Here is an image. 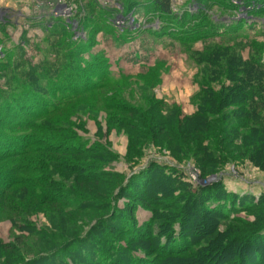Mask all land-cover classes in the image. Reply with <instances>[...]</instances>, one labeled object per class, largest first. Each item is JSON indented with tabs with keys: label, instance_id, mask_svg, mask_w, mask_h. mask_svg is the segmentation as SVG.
<instances>
[{
	"label": "rangeland",
	"instance_id": "obj_1",
	"mask_svg": "<svg viewBox=\"0 0 264 264\" xmlns=\"http://www.w3.org/2000/svg\"><path fill=\"white\" fill-rule=\"evenodd\" d=\"M92 1L98 10H90ZM170 1L177 20H158L156 13L149 10L152 5L147 0H0V64L16 58L26 60L31 67H39L49 62L48 59L55 61L57 49L65 42L67 51L78 49L77 57L71 54L74 58L70 65H75L76 74L82 73L86 80L81 92H73L52 114L37 119L38 124L30 133L50 136L71 150L95 147L100 152L98 172L109 175L91 180L86 179L85 169L66 172L63 165L58 166L60 175L53 178L60 189L54 187L48 194L61 203L69 197L66 190H70L90 204L76 209L74 203L54 204L51 199L42 200L34 195L38 190L26 189V185H15L6 191L0 189V264L17 262L14 256L22 258L23 264H90L91 260L118 264L115 251L108 250L106 244L111 242L115 249L134 251L137 247L132 240L136 236L128 234L126 228L152 222L153 230L154 223L162 220L159 213H168L166 209L151 210L138 201L143 196L142 190L147 189L146 197L154 192L158 199L154 204L173 209L177 203L170 195L177 197L180 192L172 191V183L164 182V176L172 169H180L184 173L181 181L194 184L198 183L201 172L191 158L179 162L172 156V151L179 146L175 130L168 136L159 135L158 131L148 143L142 141L138 146L136 130L142 121L129 119L132 114L128 111L135 114L142 111L150 117L153 113L181 122L193 116L198 106L200 111L206 104L212 106L206 110L216 121L205 127L209 133L203 145L216 148L219 159L214 162L218 167L213 175L205 176L199 183L208 186L215 177L213 182L219 183L220 194L251 196L255 208L232 212L229 221L209 214L202 216L204 208L200 209L195 202L190 209L195 218L188 226L195 228L192 234L195 238L185 255L195 262L197 253L217 237L219 242L223 241V248L216 251L210 264H258L254 258L258 253L255 247L261 244L247 246L246 239L264 224V75L251 83L241 81L250 69L264 65V22L243 34L238 30L229 35L191 38L183 33L186 27L181 24L174 27V21H180L179 15L185 10L195 13L196 0ZM209 1L216 0L204 3ZM219 13L215 8L208 11L214 19L221 17ZM243 15L239 13L236 17ZM55 20L64 33H47L43 29L47 26L50 29ZM220 20L230 22L224 17ZM254 75L258 77L257 73ZM8 77V73L0 70V89L8 88ZM238 92L244 96L240 98ZM45 95H50L48 88ZM37 157L52 156L39 152L28 158ZM53 158L61 160L57 156ZM87 158L80 155L72 159ZM56 161L47 165H56ZM153 163L157 165L151 167ZM4 164L1 162L0 168ZM42 170L39 166L31 174L41 176ZM119 175L123 181L116 178ZM147 175L148 181L143 182ZM153 177L156 180L152 181ZM176 188L181 190L182 186L176 184ZM76 200L75 204L80 203ZM98 202L110 203L111 209L103 215V223L94 218ZM210 202V208L214 209L221 201ZM68 215L72 220L78 217L79 232H84L80 239L69 242L65 252L41 254L51 249L52 242H60L57 238H61ZM175 219L170 220L171 224L163 220L167 223L166 231L177 226ZM111 228H115L114 233L108 232ZM46 235L48 239H40ZM237 240L240 242L236 243ZM141 248L145 253L131 252L132 258L156 260L155 264H159L149 243ZM168 250L169 245L161 252ZM161 264L176 262L166 258Z\"/></svg>",
	"mask_w": 264,
	"mask_h": 264
},
{
	"label": "trees",
	"instance_id": "obj_2",
	"mask_svg": "<svg viewBox=\"0 0 264 264\" xmlns=\"http://www.w3.org/2000/svg\"><path fill=\"white\" fill-rule=\"evenodd\" d=\"M199 1H202L203 4ZM206 1L207 0H196L193 5L196 6L197 11L195 13H190L188 10L183 11L181 15H179L181 16L180 21H174V27L180 26L181 24L182 27H186L185 30L183 28V33L191 38H198L199 36L215 37L218 34L229 35L236 33L238 30L239 32L241 31L240 34H243V31L251 30L258 27L260 22H264V19H260V16L264 15V0H216L213 2L209 1V4L204 3ZM147 2L152 5V8H149V10L156 13L155 15L159 18L158 20H177V17L173 15L170 0H147ZM89 8L91 11L98 10V6L94 1L89 5ZM212 8H215L220 12V18L214 19L208 14V11ZM239 13H243L244 15L237 18L236 16H238ZM223 17L226 18V20H230V22L220 20ZM48 21L50 22V20ZM55 22H57V20L51 23L50 29L47 28L48 26L43 29L47 33L54 31H61L64 33L61 24ZM63 43L60 45L61 48L56 51L57 54L55 61L48 59L49 62H45L39 67H31L26 60L23 61L22 59L16 58L11 62H5L6 64H0V70H4L10 76L8 77V88L0 89L2 90L0 91V126L2 127L0 129V163H5L3 167L0 168V189L6 191L15 185H23L24 187L26 185V189L35 192L38 190L34 195L42 200L48 198V200L51 199L50 201L54 204L65 203L70 205L74 203L76 209L89 207L90 204L86 202L83 197H80L77 193L71 192L70 190H66L69 197L66 198V201L63 200L61 203L60 199L52 200L53 197H50V194H48V191L53 190L54 187L55 189H60L58 186L59 183L55 182V177L60 175V173L57 172V170H59L58 166L60 165V167H62L63 165L66 172H76L77 170L81 171L82 169H85L87 173L86 179L94 180L101 176L109 177V175L104 172H98V166H100L98 164V157L100 152H98L95 147L71 150L64 147V144H58V142L52 140V137L50 136H45L40 133H30V130L35 128V125L38 124L37 119L52 114V112L58 109L64 101L70 99L69 97L74 94L73 92L78 91L76 93H79L83 86H86L83 84L86 82L84 75L82 76V73L76 74L77 71L73 69L75 65H70L73 63L72 55L75 57L78 56V49L76 48L67 51ZM7 65L8 68L5 67ZM257 67V69H250L248 75L246 77L244 76L241 82L244 84L251 83V80L254 81L255 78L262 77V75H264V65ZM255 73L258 74V77L254 75ZM62 77H64V79ZM59 78L61 81L60 83H57L56 80ZM247 86L251 85L247 84ZM47 88L50 94L49 97L45 95V89ZM238 94L240 95V98L244 96L241 92H238ZM207 107L212 108L210 104L209 106L206 104L205 106H201L199 111L198 106V111L193 116L186 117L181 122L176 119L173 121L161 115V117H158L157 115L154 116L153 113L152 117H150L142 111H138V114H135L134 111H128L133 115L130 116L129 114V119L134 121L137 119L138 122L142 121V123L139 124L140 129L136 130L138 146L141 145L140 142L142 141H144L143 144L148 143L150 137L157 134L158 131L159 135L166 134L168 136L171 132L173 133L172 130H175V134L177 133L179 136V146L172 151V156L179 162L185 158H191L195 163V167L201 172L198 177V183L194 184L189 182L183 183L181 181L184 173L180 169H172L170 174L163 175L164 182L172 183V191L180 192L177 197H172V195H170L172 201L177 203L173 209H167L168 205L154 204V202L158 200L157 198L155 199L154 192L149 193L147 196L151 198H148L146 197L147 189L142 190L143 196L138 197V201H141L145 206L150 207L151 210L159 208L160 211H163L166 209L168 213L161 215L159 213L160 211H158L162 220L154 223L155 229L153 230L151 229V226H153L152 222L137 228H133V226L132 228L130 226L126 228L129 231L128 234L136 236L133 237L132 240V243H135L137 247L134 251H130L128 248H122V250H119L118 248L115 249L111 245V242H109L108 245L106 244L105 247L108 248V250L115 251L114 257H117V260L115 261L116 263L155 264L157 262L156 260L154 262L147 259L139 261L138 258H132L133 255L131 252L141 253L143 251L141 246L149 243L153 248L152 251L156 252L155 255H157L159 264H161L166 258L174 260L176 264H210L212 256L217 253L216 251L223 248V241L219 242L220 239L217 237L206 243V246L197 253V259L194 260L195 262L191 261L192 259L189 260L185 255L190 252V248L188 247L193 243L192 239L195 238V236L192 235L194 234L195 228H188L190 221L195 218V215L191 213L190 210L191 207L193 208L194 203L198 202L200 205L199 208H202V210L204 208L203 211L200 210L202 216L204 214H209L215 219L222 217L224 220L229 221L231 220L232 212L239 210L248 211L255 208V205H253L255 203H253L254 200L251 196H226V194H220V189L218 188L219 183L211 182L210 185L205 187L201 186L199 183V181L205 179V176L213 175V170L218 167V164H215L214 162L219 159V152L216 148L203 145L205 140H208L207 137L209 133L205 127L211 126L216 121L214 115H208V110H206ZM150 108L153 109L152 107ZM6 127L9 128L8 131L3 129ZM16 130L24 131L17 132ZM39 152L46 156L51 155L52 157L28 158ZM80 155H87L89 158L79 160L72 159ZM53 156L60 157L61 160L58 159V161H56ZM69 158L72 160H69ZM52 161H56V165H47L48 163L51 164ZM156 165V163H153V165L150 166L153 167ZM39 166H41V170L44 168V171L42 170L43 173L41 176L38 175L35 177L31 172L35 171ZM53 176L55 177L53 178ZM111 176L115 177V175ZM116 178L123 181L121 175ZM147 178H149L148 175L143 182L148 181ZM151 180L154 181L156 179L153 177ZM120 184L122 183L120 182L118 186ZM176 184L182 186L181 190L176 188ZM144 187L145 185L143 184V188ZM215 190H217V192H215ZM59 194H61V191ZM157 196L158 195H156V197ZM182 198L183 201H181V203L180 200ZM76 199H78L80 203L75 204V201H77ZM211 199L221 202L216 204L214 209H212L210 208ZM256 203H259V201L257 200ZM94 209H97L96 216L94 217L95 221L100 220V222H102L103 215L107 210L109 212L111 209L110 203L107 202L102 204L101 202H98L97 208ZM68 216L69 217L64 219L66 221L63 223V231L60 233L61 238H57L60 242L57 244L52 242V244L49 245L51 249L41 254L47 253L48 255L49 252H65L66 248L70 246V244L67 245L69 242L80 239L79 237L84 232H79L81 228L78 225V217H75L74 220H72L71 215ZM174 217L176 218L174 222H176L175 225L177 226L174 228L169 227L170 229L168 228L166 231L165 226L167 223H173L170 222V220ZM153 218L155 220L154 216ZM163 220H166L167 223H164ZM67 224L69 225V228L66 227ZM114 230L115 228H111V230L108 229V232L114 233ZM256 231H258V233ZM176 234L177 236L175 237ZM222 236L223 234L220 235L219 238ZM160 237H162L161 240H159ZM37 238L39 239V233L37 234ZM48 238L49 236L46 235V237L43 236L40 239ZM246 240L248 241L247 246L249 243L252 245L261 244L258 245L259 247H255L258 251V255L254 253V258L257 260H253L257 261L258 264H264V224L259 229L251 232V235H249ZM154 241L157 242L155 243ZM238 241L240 242V240L235 242L239 243ZM155 245L158 250L154 247ZM167 245H169V250L166 253L161 252V250ZM241 248L243 250L244 247L241 246ZM127 251L130 253L127 254ZM143 253L145 252L143 251ZM73 254L75 255V252H73ZM14 258L17 262H8L6 264L24 263L22 258L21 260L17 259L15 256ZM101 258H103L102 253ZM58 264L67 263L62 262ZM90 264L105 263H101V261L100 263H97L96 260H91Z\"/></svg>",
	"mask_w": 264,
	"mask_h": 264
},
{
	"label": "water",
	"instance_id": "obj_3",
	"mask_svg": "<svg viewBox=\"0 0 264 264\" xmlns=\"http://www.w3.org/2000/svg\"><path fill=\"white\" fill-rule=\"evenodd\" d=\"M215 179V177H212V179L209 181L210 183L213 182Z\"/></svg>",
	"mask_w": 264,
	"mask_h": 264
},
{
	"label": "built area",
	"instance_id": "obj_4",
	"mask_svg": "<svg viewBox=\"0 0 264 264\" xmlns=\"http://www.w3.org/2000/svg\"><path fill=\"white\" fill-rule=\"evenodd\" d=\"M193 9L196 10V9H197L196 6H194ZM194 180H195V179H194Z\"/></svg>",
	"mask_w": 264,
	"mask_h": 264
},
{
	"label": "bare ground",
	"instance_id": "obj_5",
	"mask_svg": "<svg viewBox=\"0 0 264 264\" xmlns=\"http://www.w3.org/2000/svg\"><path fill=\"white\" fill-rule=\"evenodd\" d=\"M68 11V10H67Z\"/></svg>",
	"mask_w": 264,
	"mask_h": 264
}]
</instances>
